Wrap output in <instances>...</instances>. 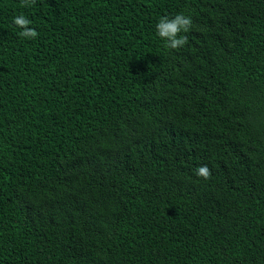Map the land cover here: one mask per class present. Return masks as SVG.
I'll use <instances>...</instances> for the list:
<instances>
[{"label":"trees","instance_id":"trees-1","mask_svg":"<svg viewBox=\"0 0 264 264\" xmlns=\"http://www.w3.org/2000/svg\"><path fill=\"white\" fill-rule=\"evenodd\" d=\"M0 264H264V0H0Z\"/></svg>","mask_w":264,"mask_h":264},{"label":"clouds","instance_id":"clouds-1","mask_svg":"<svg viewBox=\"0 0 264 264\" xmlns=\"http://www.w3.org/2000/svg\"><path fill=\"white\" fill-rule=\"evenodd\" d=\"M13 25L19 30L18 35L25 39H35L39 35L37 29L33 27V21L25 13L21 12L12 18ZM193 25V19L190 14L177 12L175 15L161 16L155 25L156 34L160 37L168 49H179L187 41V33ZM198 175L207 177L209 169L206 165L197 169Z\"/></svg>","mask_w":264,"mask_h":264}]
</instances>
